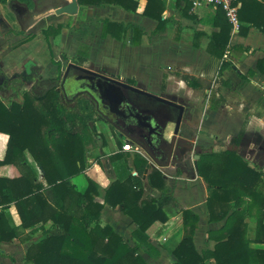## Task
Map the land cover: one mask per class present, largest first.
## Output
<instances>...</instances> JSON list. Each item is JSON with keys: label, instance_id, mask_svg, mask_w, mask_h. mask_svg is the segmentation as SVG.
<instances>
[{"label": "crops", "instance_id": "0c3cea01", "mask_svg": "<svg viewBox=\"0 0 264 264\" xmlns=\"http://www.w3.org/2000/svg\"><path fill=\"white\" fill-rule=\"evenodd\" d=\"M138 2L136 11L118 4L79 5L78 13L74 15L53 13L54 9L49 6L41 9L34 21L27 19L23 22L24 27L18 25L12 31L11 23L17 21H9L6 3L0 0V84L16 76L25 78L28 74L34 75L33 72L37 70L43 78L56 77L60 71L47 53L46 47L50 46L57 56L67 54L77 61L85 59L83 65L90 69H94L89 67L92 64L94 70H101L109 76L133 79L146 91L181 102L186 109L180 129L183 138L196 144L223 137L230 142L229 149L236 150L251 165H258L264 171V65L263 68L258 67V61L264 60V32L252 27L242 34L240 27L232 28L230 44L223 56L218 57L212 51L211 35L219 31L217 18L222 14L220 8L210 5L193 7L189 2L186 7V0L180 4L178 0H164L165 32L152 36L159 22L142 14L146 0ZM64 16H68V19ZM71 16H74L73 22L67 26ZM106 18L142 27L144 33L141 42H133L132 28L128 29L124 40L111 35L102 36L103 20ZM59 23L65 25L59 34L44 35L43 29ZM42 57L48 60L44 61ZM182 75L193 77L196 85H188ZM27 85L22 88L23 91L28 90ZM0 90L7 92L5 88ZM190 125L206 134L195 133V139H190ZM96 126L104 130L105 142L97 149L100 156L95 159L97 154L92 153L95 149L85 139V170L73 177L72 182L82 190L87 185V177L95 180L98 184L96 198L104 204L100 223L110 224L131 245L139 243L141 249L145 244L134 236L136 224L119 207H112L106 202V190L117 178L135 173L134 158L137 152H141L150 165L155 162L141 149L139 151L135 144L134 148L137 149H123L128 140L116 132L121 140L119 146L106 122L96 121ZM7 138L5 133L0 134V159L4 157ZM164 138L169 139L165 134ZM235 138H238L237 142ZM111 142L114 145L109 149ZM195 154L192 152L191 156L195 157ZM26 156L42 179L41 170L32 156L28 152ZM181 161L164 167L153 165L164 173L169 193L174 197L173 202L164 207L168 220L156 221L147 230L150 246L158 250L157 255L149 259L154 264H173L176 261L172 250L162 243L168 241L175 247L180 241L183 235V209H190L199 215L194 242L202 255L214 248L216 241L213 237L226 221H209L206 198L210 188L198 174L196 162L189 167L185 160L184 164ZM178 167L182 168V174L175 172ZM149 172L150 169H147L143 174L144 189L147 194L159 197L161 192L148 183ZM0 174L15 175L17 171L14 167L3 166ZM9 210L15 224L19 225L21 220L15 205H11ZM251 217L257 220L255 210L246 215L247 236L251 239L249 245L264 248L263 242L254 240L257 222L255 224ZM41 235L38 230L27 241L15 238L1 242L0 249L4 255H0V264H26L24 257L27 248ZM206 264L216 263L214 259L207 258Z\"/></svg>", "mask_w": 264, "mask_h": 264}, {"label": "trees", "instance_id": "16d2710c", "mask_svg": "<svg viewBox=\"0 0 264 264\" xmlns=\"http://www.w3.org/2000/svg\"><path fill=\"white\" fill-rule=\"evenodd\" d=\"M78 2L79 5L118 4L132 11L139 5L138 0ZM186 2V7L188 2L192 4L191 0ZM238 9L240 33L246 34L252 27L264 32V0H239ZM164 10V0H146L142 14L159 22L152 36L165 32ZM220 11L219 31L211 35L212 51L218 57L227 50L232 30L224 11L221 8ZM64 27L63 23L50 24L43 33L46 37L57 35ZM130 28L134 31L133 42L139 44L144 33L142 27L108 18L103 20L102 36L124 40ZM52 60L58 66L65 62V58ZM263 65L264 60H259L258 67L263 68ZM182 78L188 85H196L190 75H182ZM30 82L36 85L23 91ZM59 83V75L43 78L31 73L0 84V89L5 88L8 96L7 102L0 98V134L8 137L0 168L11 166L17 171L15 175L0 174V243L15 238L27 241L40 230L41 237L27 248L26 264H149L140 252L139 243L131 245L113 226L100 223L104 204L96 198L97 182L87 177V185L82 190L72 182L73 177L85 170V142L81 129L96 121L94 114L100 112L93 100V105L85 103L82 95L73 100L65 97L58 89ZM68 100L73 101V105L70 106ZM99 117L104 119L101 114ZM118 144L121 146L120 141ZM26 152L40 168L42 179L28 161ZM134 165L135 173L117 178L107 188L106 202L119 207L132 219L136 224L134 236L140 243L152 245L147 230L156 221L168 220L164 207L173 202L174 197L169 193L164 173L152 167L144 156L136 153ZM196 167L210 188L206 198L209 221H226L213 237L214 248L202 255L194 242L199 215L183 209V235L172 249L176 257L173 264H206L207 258L214 259L216 264H264V248L249 245L246 220V215L255 210L254 240L264 243L262 167L251 165L236 150L228 148L211 149L207 155L201 153ZM147 169H150L148 183L161 192L159 197L147 194L144 189L143 174ZM175 172L182 174V168L178 167ZM11 205H15L20 216L19 225L12 218ZM0 255H4L1 249Z\"/></svg>", "mask_w": 264, "mask_h": 264}, {"label": "water", "instance_id": "95a60500", "mask_svg": "<svg viewBox=\"0 0 264 264\" xmlns=\"http://www.w3.org/2000/svg\"><path fill=\"white\" fill-rule=\"evenodd\" d=\"M12 9L23 16L27 11L28 7L20 2L14 1L11 4ZM57 14L67 13L69 15H74L78 13L79 2L78 0H53L51 5ZM76 69L85 74L98 77L101 82L98 84L100 89H87L85 91H77L71 98L68 97L66 89H61L64 96L73 100L79 95L88 94L94 102L96 107L99 109L100 103L104 104L105 107L110 109V111L116 113L117 119L111 120L107 116L104 119L112 124L118 134L125 137L127 140L133 142L135 145L140 147L152 161H154L159 167L168 166L171 163H177L181 161L183 150L180 151L181 143L178 139V134L180 133L182 121L185 115V105L176 100L169 99L167 97L157 95L139 88L135 85H130L120 79L113 76L106 75L101 70L90 69L84 65L70 62L68 63L66 70L63 74L61 81V87H64V83L69 75L71 69ZM126 88V89H122ZM132 92L145 95L149 98L155 99L165 105L176 108L178 113L175 117L167 119L166 121H173L175 123L174 133L169 142V148L166 155H164V161L159 160L150 148L139 138L132 136L128 131L139 130L141 132L146 131L143 134H157L159 138L164 136V130L166 127V121L164 120L162 124H159L156 116L150 112V110L142 109L139 103H137L132 96ZM124 124V125H123ZM182 147V146H181ZM182 149V148H181ZM183 149L191 150L192 145H184ZM186 152V151H185ZM200 157V151L195 154V158ZM185 164L189 167L193 166V160L190 158L185 159Z\"/></svg>", "mask_w": 264, "mask_h": 264}, {"label": "rangeland", "instance_id": "374dc122", "mask_svg": "<svg viewBox=\"0 0 264 264\" xmlns=\"http://www.w3.org/2000/svg\"><path fill=\"white\" fill-rule=\"evenodd\" d=\"M14 1H17V2H20V3H25V4L28 5L29 12H28V14H27L26 17L28 19H30L31 21H34L35 20V17L37 15V13L41 10V9L35 8V4H34V1L33 0H8V1H5V3H6L5 8L9 11V15H10L9 16V21L10 22L17 21V23L16 22H12L11 23L12 24V28H11L12 31H15L19 26L20 27H24L25 26V24L19 19L17 13L11 8V4ZM54 11H55V9L53 10V13H55ZM64 18L67 20L68 19V16H64ZM69 19L70 20L68 22V25H71V23L73 22L74 16H71ZM34 35H36V34H34ZM46 48H47L48 55L51 56V59L52 58H54V59H59V58L61 59L62 58L64 60V58H65V62L62 64V66H58L59 67V71H60L58 75L60 76V79H61V77L63 76V74H64V72L66 70V64H68L70 62H73V63H77V64L83 65V63H80L79 61H77V59H75V57H71L70 55H67V54H61V56H57L56 53L52 50V48L50 46H47ZM43 51H45L44 50V47H43ZM42 60L47 61L48 58L45 59L44 57H42ZM89 67L95 69V67L92 64ZM33 73H35L34 75L37 76V77L38 76L42 77L40 75V73H39L38 70L37 71H34ZM133 82L139 88L145 89V88L142 87V85L139 82H136V81H133ZM34 85H36V84H34V82L28 83L26 89H31V87L34 86ZM165 89H169V88H165ZM76 90L78 91L79 89H75L73 91L70 90V89H66V91L68 93V96L70 98H71V96H70L71 94H74V93L77 92ZM59 96L63 100V94H62L61 91L59 92ZM132 96H133V99L137 103H149V104H151L153 106H159L160 108L164 105L166 107V109H167L166 110V113L167 114H166L165 119H164L165 121L167 119H170V118L175 117L177 115V113H178V110L176 108H173V107H170L168 105H165V104H163V103H161V102H159V101H157L155 99L153 100L152 98H149V97H147L145 95H142V94H139V93H135ZM0 98H2L3 100H5L7 102V100H8L7 92L6 93H3L0 90ZM81 98L85 101V103H89L90 105H93V102L91 101V99H89V97L87 95L83 94L81 96ZM67 102H68V104L70 106L73 105V101L68 100ZM94 115L96 117V121H104V122H106L109 125V130L115 136V139H116L117 143L119 141L121 142V140L118 137V135H116V132L117 131H116L115 127H113L107 121H105L104 119H102V117H99L100 114L95 113ZM96 121L90 122V124H88V126H86V128H82L81 129V133L84 136V140L87 139L89 142H91L92 148L95 149L92 153H96L97 154L98 153V150L97 149H100V147L104 144L105 138H104V132H103L104 130L102 128H99L98 126H96ZM165 124H166V127H165V130H164V134H165V136L169 137L168 141H170V139H171V137H172V135L174 133L175 123L173 121H166ZM189 127H190V130H191L190 131L191 133H190L189 138L192 139V140L195 139V133H198V134H202L203 133V135L206 134L205 131H203V130L199 132L198 129H197V127H195L193 125L188 126V128ZM98 129H99V131H98ZM178 139H179V141L181 143V146H182V147L180 146V151L183 150V153H184L183 154L184 156H182L181 160L184 161L185 160L184 157L186 156V157L192 159L193 160V163L197 162V159L198 158L192 157L191 156V153L192 152L197 153V152L200 151V154L202 153L204 155H207V153H209L211 149H215V150H218L219 151V150L228 148L229 143H230V142L226 141L225 138L220 137L218 139H214L213 142L205 143V141H204V142H200V143H196L195 144V143H193V141H189L187 138L186 139L183 138L181 132L178 134ZM201 139H202V141L205 140L203 136L201 137ZM113 145H114V142H111L109 144V149L112 148ZM184 145H192L193 149H191V150L190 149L189 150H185V149H183V146ZM140 149L141 148L139 147V151H140ZM141 151H142V153H145L142 149H141ZM137 153L141 154V152H137ZM145 155L148 156L146 153H145ZM99 156H100V154L99 155L97 154L95 159H98ZM183 161H181V163H183ZM154 164H156V163H154ZM153 165H151V166L154 167ZM176 169L177 168H175V170ZM250 219L254 223L257 222V220H254L252 217ZM39 237H41V236H38V238ZM162 245H166L171 250L174 247L173 246L174 244L173 243H169L168 241H166L165 243H162ZM157 251L158 250H157L156 247H154V246L152 247V246L147 245V244H145L144 247L142 246L141 249H140V252L146 258V260L148 261L149 264H154V262L152 260L149 261V259H150V257H154V255H157V253H156Z\"/></svg>", "mask_w": 264, "mask_h": 264}, {"label": "flooded vegetation", "instance_id": "af4514ba", "mask_svg": "<svg viewBox=\"0 0 264 264\" xmlns=\"http://www.w3.org/2000/svg\"><path fill=\"white\" fill-rule=\"evenodd\" d=\"M33 1H34V4H35V8H37V9H44L46 7L51 6L52 3H53V0H33ZM23 4H25V3H23ZM25 5L28 7L27 4H25ZM28 12H29V8H28V11L23 16H20L17 13L19 19L22 22H25L28 19L26 17ZM67 65H66V67H67ZM96 70H98V69H96ZM62 78H63V76L60 79V83H59V88L58 89H63L64 88V89H70L72 91L75 90V89H79L81 91H85L87 89H100V88H98V84L101 82V80L98 77L85 74L84 72H81V71L73 69V68L69 72V75H68V77H67V79H66V81L64 83V87H61ZM115 78L120 79V80H122V81H124V82H126V83H128L130 85H135V83L131 82L129 79L119 78V77H115ZM122 89H126V88H122ZM74 94H71L70 96L72 97ZM85 95H87L89 97V99L93 100L92 97H90V95H88V94H85ZM138 105H140L142 107V109L150 110V112H152L156 116V119H157L159 124L163 123V121L165 119V116L167 114L166 113L167 109H166V107L164 105L161 108L159 106H153V105H151L149 103H139ZM97 110L100 112V114L103 117L107 116L111 120H115V121L118 118L116 113L110 111V109L105 107L104 104H102V103H100L99 109L97 108ZM110 125H112V124H110ZM128 132L132 136L141 139L150 148V150L153 152V154L159 160L164 161V155H166L167 150L169 148V142H168V140H166L164 138V136L162 138H159V136L156 133L153 134V135H149V134L147 135V134H143L146 131L141 132L139 130H136V131H133V132L132 131H128Z\"/></svg>", "mask_w": 264, "mask_h": 264}, {"label": "built area", "instance_id": "2783aa9c", "mask_svg": "<svg viewBox=\"0 0 264 264\" xmlns=\"http://www.w3.org/2000/svg\"><path fill=\"white\" fill-rule=\"evenodd\" d=\"M239 0H191L193 7H200L203 5H210L217 8H221L228 21L231 23L233 29H238L240 27L241 21L239 18V9H238ZM138 147V146H137ZM134 143L131 141H126L123 145L125 150H134Z\"/></svg>", "mask_w": 264, "mask_h": 264}]
</instances>
